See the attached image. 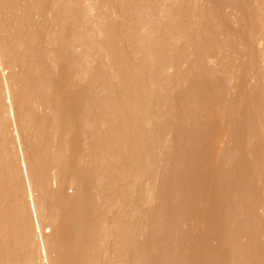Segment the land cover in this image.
<instances>
[{
    "label": "bare ground",
    "instance_id": "1",
    "mask_svg": "<svg viewBox=\"0 0 264 264\" xmlns=\"http://www.w3.org/2000/svg\"><path fill=\"white\" fill-rule=\"evenodd\" d=\"M166 1L0 0V261L225 264L215 254L211 260L217 262L212 263L210 257L206 261L204 254L194 257L184 249L182 255L178 251L180 255L172 256L177 260L167 257L166 250L168 260H156L163 256L160 251L159 256L151 249L148 255L144 250L137 253H142L137 245L134 248L140 244L136 242L140 226L160 220L166 227L168 221L186 218L196 225H214L209 229L220 228L226 236H231L229 226L237 221V229L227 238L247 234L255 239L240 256L234 255L242 260L232 264H264V243L258 244L256 238L259 232L264 236V217L254 225L253 202L247 199L258 196L264 206V188L245 185L254 170L264 171V55L257 50L264 40V3L255 11L242 10L247 19L241 22L250 24L247 36L254 61L249 71L255 73L254 81L241 82L236 97L232 77L224 78L215 66L204 63L217 29L211 34L207 30L210 36L201 33L203 26L193 30L197 26L193 17L200 11L197 1ZM241 1L244 4V0L237 4ZM49 5L46 27L42 24L46 39L45 34L40 37L37 18ZM116 5L122 12L120 22L112 16ZM201 11L200 17L206 13ZM191 50L197 62L184 69L181 65L193 56ZM172 68L174 73L169 74ZM217 110L227 115L222 111L218 117ZM234 115L243 121L237 123ZM212 116L214 122L209 120ZM252 125L259 130L255 132ZM169 135L173 147L166 145ZM223 136L235 139L232 150L240 152L231 166L227 153L232 150ZM55 140L58 145L51 150ZM248 151L255 155L252 162L244 157ZM184 154L193 167L187 169V184H177L163 166L187 165ZM209 166L213 169L207 174ZM129 176L138 179L135 189ZM146 177L151 183L144 187ZM181 184L184 188L177 189ZM72 185L77 188L73 195L67 190ZM238 195L245 197L239 200ZM117 204L121 210L108 221ZM130 214L137 219L128 220ZM177 255H187L188 260L181 262Z\"/></svg>",
    "mask_w": 264,
    "mask_h": 264
},
{
    "label": "rangeland",
    "instance_id": "2",
    "mask_svg": "<svg viewBox=\"0 0 264 264\" xmlns=\"http://www.w3.org/2000/svg\"><path fill=\"white\" fill-rule=\"evenodd\" d=\"M49 1H51V0H49ZM197 1V6H199L198 7V9L201 11H203L204 10V12H205V10H206V13H204L205 15H207V14H211V12L213 11L214 13H212L213 15H207V19L205 18V15H203L202 17H200V11H196V15L193 17V22H195L194 24L195 25H197L196 27H194V24H193V27H194V29L193 30H195L196 28H201L202 26V28H201V30L203 31V28L205 29V28H208V29H206V30H204V33L201 31V33L202 34H206V35H209L210 36V34L215 30V29H217V34L216 35H214V32L212 33L213 35H212V39H211V41H212V43H213V48H212V50H211V52L206 56L207 58H205V59H207L205 62L204 61H202V62H204V63H206L207 64V66L208 65H210V66H208V67H214L215 68V70L216 69H218V70H216L219 74H221L220 76H224V78H230V76L232 77V86H234V85H236V86H234L235 87V89H236V91H233V92H235L236 94H233V95H236V97H237V92H239L240 91V88H241V82L243 81V80H249V79H252V76L254 75L253 73H252V71H249V66L251 65L250 64V62H252L253 63V61H254V59H253V56H252V53H253V51L251 52V48H250V45H249V36H247V33L249 32L248 30L250 29L249 28V25L248 24H246L244 21H243V23L241 22V18H242V16H243V14L244 13H246V12H249V8H252L253 7V10H254V7H256V6H258L260 3H264V0H244L243 2H244V4L242 3V1H241V3L239 2V4H237V2H238V0H196ZM209 1V2H208ZM207 2V3H206ZM212 2V3H211ZM88 3V2H87ZM164 3H167V4H170L171 2H170V0H168V1H166V2H164ZM166 4V5H167ZM236 4H237V6H236ZM204 5V6H203ZM208 5V6H207ZM238 5H240V6H238ZM242 6H243V8L244 9H242ZM250 6V7H249ZM120 7L118 6V5H116V13L115 14H112V16H113V19L115 18V20L117 19V21L118 22H120L121 21V15H122V12H121V9H119ZM212 8V9H211ZM246 8H248V10L246 9ZM50 9H51V6L49 5L48 6V8H46V10H44L43 11V13L38 17V15H37V22L39 23V25L37 26L38 27V29H39V31H40V37L42 36V34H43V32H46L45 30H43L42 29V27H44L45 25H44V21L46 20V19H48L49 18V16H50V14L51 13H49L50 12ZM211 9V10H210ZM256 9V8H255ZM245 11L244 13H243V11ZM247 10V11H246ZM201 11V12H202ZM207 11H210V12H207ZM255 11V10H254ZM252 12V11H251ZM96 13L97 12H94L93 14H95L96 15ZM242 13V14H241ZM252 13H253V16H252ZM251 13V15H249V16H252V18L254 17V12H252ZM250 14V13H249ZM49 15V16H48ZM164 15V13H162V14H160V16H163ZM247 16H248V14H246ZM111 16V17H112ZM115 16H117V18L115 17ZM165 16V15H164ZM163 16V17H164ZM211 16V17H210ZM218 16V17H217ZM118 17H119V19H118ZM163 17H161V18H163ZM210 17V18H209ZM94 19V18H93ZM243 20L244 19H247V18H242ZM200 20V21H199ZM249 20H250V18H249ZM204 21V22H203ZM247 21V20H246ZM248 22V21H247ZM250 23V22H249ZM44 26H43V25ZM201 24H203V25H201ZM219 26H218V25ZM199 25H201V26H199ZM214 25V26H213ZM204 26H206V27H204ZM216 26V27H215ZM217 26L219 27V28H217ZM46 27V26H45ZM215 28V29H214ZM252 28V27H251ZM46 29V28H45ZM207 30H210V31H208V32H210V34L207 32ZM213 30V31H212ZM253 30V29H252ZM250 32H251V30H250ZM253 32V31H252ZM221 33V34H220ZM45 34V35H44ZM43 35L45 36V38L48 36V33H44ZM46 34H47V36H46ZM249 34V33H248ZM253 34V33H252ZM252 34H250V35H252ZM44 36H42V37H44ZM209 36H206V37H209ZM205 37V36H204ZM210 38V37H209ZM209 38H205V39H207V40H210ZM251 38V37H250ZM42 39V38H41ZM47 39V38H46ZM43 40H44V42H43ZM207 40H206V42H207ZM252 40V39H251ZM42 42L44 43V45H47V43L45 42V39H42ZM229 45V46H228ZM124 46L126 47V49H127V47H128V45L127 44H124ZM218 46V47H217ZM77 49V52L79 53V52H82L81 50H82V48H76ZM254 49H256L255 47H254ZM253 49V50H254ZM257 50H258V53H260V54H263L264 55V40L262 41V44L261 45H258L257 46ZM254 51H256V50H254ZM191 53H190V55L192 54H194L193 53V51L191 50L190 51ZM221 53V54H220ZM192 57H193V59H192ZM192 57H190V60H188L187 59V61L184 63V64H182L181 65V67L183 68L184 67V69H187V68H189L190 67V65H193L195 62H197V61H195L194 62V60L196 59V58H194V55L192 56ZM198 59V58H197ZM196 59V60H197ZM204 59V60H205ZM220 59V60H219ZM203 60V59H202ZM253 60V61H252ZM193 61V63H191ZM201 62V63H202ZM215 62V63H214ZM237 62V63H236ZM256 63V62H255ZM97 63L96 62H94L93 63V65H96ZM223 64V65H222ZM227 64V65H226ZM189 65V66H188ZM205 65V64H204ZM203 65V66H204ZM253 65V64H252ZM194 66V65H193ZM206 66V67H207ZM192 67V66H191ZM195 67L197 68L198 66H197V63L195 64ZM205 67V66H204ZM207 67V69H209ZM253 67V66H252ZM196 68H195V70H196ZM214 68H212V70H214ZM194 69V68H193ZM199 69H201V67L199 66ZM198 71V70H197ZM215 71V72H216ZM216 72V73H217ZM254 73H255V71H253ZM168 73L169 74H173L174 73V69L172 68V69H170L169 71H168ZM230 73V74H229ZM219 74H218V77H219ZM216 76H217V74H216ZM215 76V77H216ZM225 76H227V77H225ZM229 76V77H228ZM223 78V77H222ZM252 81H254L253 79H252ZM234 83V84H233ZM238 85V86H237ZM253 85H251V88H253L252 87ZM239 88V89H238ZM251 88L249 87V91H250V94H252L253 92H252V90H251ZM233 95L231 96L232 98H236V97H233ZM238 103V102H237ZM236 104V103H235ZM236 106V105H235ZM237 107V106H236ZM222 109V108H221ZM239 109V112H240V108H238ZM45 111V113H49L50 111L48 110V109H44ZM220 110V109H219ZM219 110H217V111H215V113H216V116H220L221 114H222V111L224 110L225 111V109H223V110H221V111H219ZM165 113H167V108H165ZM223 111V112H224ZM227 111V110H226ZM228 112V111H227ZM225 113V112H224ZM224 113H223V115H224ZM241 114H242V109H241V112H240ZM239 113V114H240ZM226 115H227V113H225ZM240 114V115H241ZM254 114V113H253ZM240 115H236V117H235V115L233 116L234 117V119L236 118V120L235 121H238L237 123H239L240 124V122L241 121H243V118L240 116ZM225 116V115H224ZM240 116V117H239ZM223 117V116H222ZM241 118H242V120H241ZM263 118H264V116H263ZM166 119V115H164V116H162L159 120L160 121H164ZM239 119V120H238ZM210 120V122H214V120H215V116L213 117H211V119H209ZM234 121V122H235ZM66 123H67V121H65L64 122V124L66 125ZM64 125V126H65ZM67 126V125H66ZM71 126V125H70ZM69 127V126H68ZM227 128H229V126H228V124H227V126H226ZM224 128H225V126H224ZM223 128V129H224ZM251 129H253L254 131L257 129V130H259V128L258 127H256V126H251L250 127ZM249 128V129H250ZM69 130H71V128L69 127ZM73 130V129H72ZM71 130V131H72ZM226 130V129H225ZM228 131V133H229V129H227ZM207 131V130H206ZM224 131V130H223ZM49 132H50V130H49ZM67 132H69V131H67ZM74 132H76V131H74ZM74 132H72V133H74ZM251 132H252V130H251ZM256 132V131H255ZM255 132H252V133H255ZM51 133V132H50ZM206 133V132H205ZM225 133V132H224ZM227 133V134H228ZM70 134V135H69ZM227 134H225V136L227 135ZM231 134V133H230ZM229 134V135H230ZM68 135L71 137L72 136V134H71V132H69L68 133ZM67 135V136H68ZM212 133L211 132H209L208 133V136L211 138L212 136ZM229 135H227V136H229ZM235 135V134H234ZM234 135L233 134H231V136L233 137V138H235L234 137ZM67 136H66V141L68 140L69 141V139H67ZM69 136H68V138H69ZM85 137L84 138H86L87 139V135H84ZM206 136V135H205ZM225 136H223V137H225ZM173 136L171 135H169L168 137H166V145L168 146V147H173V145H174V142H172L173 141ZM213 138V137H212ZM229 138H231V137H229ZM229 138H227V137H225V139H226V142L227 143H225L228 147H230L231 148V150L234 148V144H235V142L233 141V140H235V139H233L232 140V138H231V140L229 139ZM71 139V138H70ZM72 140V139H71ZM52 142H53V139L51 140ZM57 140H55L54 142H55V144L53 143H51V145H50V148H51V150H52V148H54L53 150H55V146H56V144L58 145V141L56 142ZM61 142H62V140H60ZM64 141H65V139H64ZM64 141H63V143H64ZM67 141V142H68ZM206 141H208V138L206 137ZM211 141V140H210ZM60 143V142H59ZM63 143H61L62 145H63ZM68 143H71L70 141L68 142ZM253 143H256V141L255 140H253ZM253 143L251 144V146L253 145ZM224 144V145H225ZM54 145V146H53ZM221 145H223V144H221ZM236 145V144H235ZM52 146V147H51ZM227 146H224V147H226V150H227ZM58 147V146H57ZM56 147V148H57ZM233 147V148H232ZM230 148H228V149H230ZM159 149V150H158ZM157 150H156V152L157 151H160L161 149L160 148H158ZM200 149H201V147H200ZM201 150H204V149H201ZM200 150V151H201ZM227 151H230V150H227ZM201 153V152H200ZM185 154H187V153H185ZM185 154L183 155V156H181V157H183L184 158V160L182 159V161H185V164H187L189 161H188V159H186L185 160ZM227 155H228V158L227 157H225V158H227V162L229 163L228 165H230L231 166V164H230V162L232 161H234L233 160V158L235 157L236 158V156L238 157V156H240V152H238V151H235V150H232V151H230L229 153H227ZM226 155V156H227ZM245 156V159L247 160V161H249V162H252L254 159H255V155L250 151H248V152H246V154H244ZM188 156H190V154L188 153V155H187V158H189ZM242 156V155H241ZM190 160V159H189ZM187 161V162H186ZM191 167H193L192 165H190V164H187V165H183V166H177V165H175V164H172V165H170V164H167V165H164L163 166V169L166 171H168V170H170L171 171V178H172V180H174V182H175V180L177 181V184H179L178 182H180V183H182V184H184V182H186L187 181V179H188V173H187V169L190 171V169H192ZM226 168H230V167H226ZM232 168V167H231ZM206 169V168H205ZM207 174H208V172L210 173V171L212 172V170L211 169H213L212 168V166H211V168H210V166H209V168L207 167ZM206 171V170H205ZM206 174V175H207ZM208 177V176H207ZM207 177H206V179H207ZM149 177H146L144 180H142L141 182H142V186H144V187H146V186H148L150 183H151V180H150V178L148 179ZM229 177L227 176V175H225V177H224V179L226 180V179H228ZM209 179V178H208ZM247 179V178H246ZM246 179H244V180H246ZM210 180V179H209ZM209 180H207L208 182H209ZM127 181H128V183H130V184H132V186H133V188L132 189H135V187H134V185L136 184V182L138 181V179H136V177L135 176H129L128 178H127ZM149 181V182H148ZM148 182V183H147ZM188 182V181H187ZM187 182H186V184H187ZM207 182V183H208ZM147 183V184H146ZM205 183H206V180H205ZM245 183V182H244ZM179 185V187L177 188V189H179V190H182L183 188H184V186L185 185ZM245 185H247V186H251L252 187V185L253 186H260V187H262V188H264V171H262V172H256L255 170H254V172H252V176L251 177H249V180H248V182L247 183H245ZM55 186V185H54ZM244 186V185H243ZM56 187V186H55ZM54 187V188H55ZM243 189V187L241 186L239 189ZM244 188H246V186L244 187ZM255 189V188H254ZM68 190V193L69 194H75L76 193V190H77V188H76V186L75 185H72V187L70 186L69 187V189H67ZM233 190V189H232ZM232 190H230V191H232ZM245 190V189H244ZM237 191V190H236ZM242 191V190H241ZM136 192V191H135ZM135 192H134V190H131V193H133V194H135ZM233 192L235 193V196H237L236 194H238V191H237V193L235 192V190H233ZM232 192V193H233ZM243 193H245L244 191H242ZM231 192H230V194H232ZM241 192L239 191V194H240ZM243 193H241V194H243ZM133 194H131V195H133ZM136 195V194H135ZM234 195V194H233ZM134 196V195H133ZM232 196V195H231ZM235 196L233 197V198H235ZM242 196L243 197H245L246 196V194H245V196L244 195H238V199H239V197H240V199L239 200H241V198H242ZM249 197V196H248ZM246 198H247V196H246ZM243 199V198H242ZM245 199V198H244ZM248 199V202H253V208H254V214H253V217H251L252 218V220H253V223H255L254 225H260V220H261V217L263 216L264 217V206L261 204V202H259L260 200H259V198H258V196H254V197H250V198H247ZM246 200V199H245ZM245 204H246V201H245ZM248 204V203H247ZM192 206V205H191ZM193 207V206H192ZM191 207V208H192ZM195 207V206H194ZM3 208V207H2ZM196 209V208H195ZM121 209H120V207H119V205L117 204V205H115L113 208H112V210L110 211V214L108 215V221H111L112 220V217L115 215V214H117L119 211H120ZM130 215H132V214H130ZM239 215H241V216H243L242 215V213L240 212V214H238V216ZM241 216L239 217L240 219H242V218H244V216L241 218ZM132 217H135L136 218V216H128V218H131V219H128V220H130V221H132ZM145 218V217H144ZM146 218H148L147 216H146ZM145 218V219H146ZM158 219H159V217H157ZM156 218V219H157ZM162 218V217H161ZM137 219V218H136ZM145 219H143L142 218V222H144V220ZM180 219H181V221L183 220V218H177V221L175 220V219H173V220H175V221H173V220H171V222H169L168 221V223L166 224L165 222V224H166V227H165V225L163 224V222L162 223H160V222H158V221H160V220H158V221H156L157 222V224H156V222H155V224H152L151 226L149 225V226H147L148 224H145L144 226H140V230H138V236H140V237H138L139 239L138 240H136V242H140V244L138 245V244H135V247L134 248H136V250H137V246H138V249L139 250H137V251H142V253L141 252H137V253H139L140 255H142L143 253H144V251L146 252L147 251V254L146 255H148V253L150 252V251H148V249L150 250H155V252L157 253V255H158V253H159V251H160V253L162 252V255L163 256H161L160 255V253H159V257L160 258H156V257H158V256H156L155 254H152V251H151V253L150 254H152V256L153 255H155V258H156V260H161L162 258L161 257H164V251L166 252L165 254H166V256L168 257L169 256V258L171 259L172 258V256H174L175 257V255L174 254H176V252H177V254L178 255H182V252L185 250V254H192V253H190V252H193L194 253V257L195 256H198V255H200L199 257H202L203 256V254H204V260H206V261H208L207 259H209V257H210V259H209V261L208 262H212V258L214 257V254L216 255L215 256V259H216V257L218 258V260L219 261H221V260H223L224 261V263L225 264H232L233 262H236V261H239L240 259L242 260V258L241 257H236L237 255H241L242 254V249L243 248H246L247 246L249 247V245L252 243V240H254L255 238H254V236H253V238L251 237V238H249V236H251V235H249V236H246L247 234H243V235H240V236H238L237 237V239H235V240H232L231 238H230V240L227 238V237H231L233 234H230V233H232L231 231H233L234 229H235V227H237L238 225V223H237V221L236 222H234V223H232V226H233V228L232 227H230L231 226V224H230V226H229V230H231L230 232L229 231H227V232H229V235H231V236H226V235H228V233L226 234H224L223 232L221 233V231L219 230V229H217L216 227V229H209L210 227L212 228V226L214 227V225H211V226H209L208 224V226L203 222V223H199V224H197L196 225V223L194 222V220H192V219H186V218H184V222H181L180 221ZM149 220V219H148ZM165 220V218H163V219H161V221H164ZM186 220V221H185ZM133 221H136L134 218H133ZM172 221H173V223H172ZM56 223V224H55ZM54 223V225H57L58 224V222H55ZM146 223V222H145ZM171 225H170V224ZM169 227H168V226ZM235 226V227H234ZM142 227V228H141ZM197 227H198V230H197ZM196 229V230H195ZM237 229V228H236ZM235 229V230H236ZM198 231V232H197ZM223 231V230H222ZM80 232V233H79ZM77 231L76 232V235L79 233V234H81L83 231ZM197 232V233H196ZM84 233V232H83ZM141 233V235H139ZM78 234V235H79ZM188 234V235H187ZM189 234H190V236H189ZM75 235V236H76ZM82 235V234H81ZM80 236V235H79ZM83 236V235H82ZM189 236V238H187ZM194 236V237H193ZM81 237V236H80ZM80 237L78 238V247H79V249H81L80 247L81 246H79V243H80V245H81V242H79V239H80ZM84 237V236H83ZM256 238H257V241L259 242L258 244H260V243H264V236L259 232L257 235H256ZM76 239H77V236H76ZM82 239V238H81ZM250 239H252V240H250ZM232 240V241H231ZM81 241V240H80ZM152 241H154L153 242V244L151 245L150 243H152ZM251 241V242H250ZM75 242H76V244H74V246L75 247H77L76 245H77V240H75ZM74 242V243H75ZM115 241H114V238H111V240H110V243L111 244H113ZM137 245V246H136ZM247 245V246H246ZM141 246V247H140ZM236 246H238L236 249L234 248V247H236ZM246 246V247H245ZM150 247V248H149ZM152 247V248H151ZM133 248V247H132ZM142 249V250H141ZM182 249H184L183 251H181ZM249 249V248H248ZM78 250V249H77ZM134 250V249H133ZM132 250V251H133ZM136 250L134 251V252H136ZM144 250V251H143ZM219 250H221V251H219ZM223 250V251H222ZM76 251V250H75ZM82 251V250H81ZM178 251H181L180 252V254L178 253ZM225 251V252H224ZM243 251H245L246 252V250L244 249ZM167 252H168V254H170V255H167ZM199 252V254L198 255H196V253H198ZM201 252V253H200ZM153 253H154V251H153ZM184 253V252H183ZM226 253V254H225ZM241 253V254H240ZM244 253V252H243ZM149 254V255H150ZM173 254V255H172ZM178 255L176 256V257H178ZM187 255H183V257H178V259L181 261V262H183L182 260H188V258H186V257H184V256H187ZM202 255V256H201ZM219 255V256H218ZM234 255H236V256H234ZM144 256V255H143ZM165 256V257H166ZM191 256V255H190ZM190 256H189V259H190ZM192 256H193V254H192ZM191 256V257H192ZM205 256H207L208 258H206ZM211 256H212V258H211ZM151 257V256H150ZM149 257V259H151ZM165 257H164V259L163 260H168L169 258H167V259H165ZM172 258L171 260H177V258ZM188 257V256H187ZM243 257V256H242ZM181 258H186V259H181ZM152 259H154L153 257H152ZM202 259V258H201ZM215 259H213L214 261L213 262H215L216 260ZM170 260V261H171ZM203 260V261H204ZM184 261V262H185ZM205 261V262H206ZM212 262V263H213ZM217 262V261H216ZM215 262V263H216ZM222 262V261H221ZM0 264H39V263H32V262H2V261H0ZM187 264H189V263H187Z\"/></svg>",
    "mask_w": 264,
    "mask_h": 264
}]
</instances>
